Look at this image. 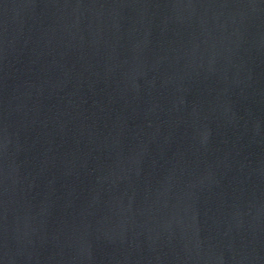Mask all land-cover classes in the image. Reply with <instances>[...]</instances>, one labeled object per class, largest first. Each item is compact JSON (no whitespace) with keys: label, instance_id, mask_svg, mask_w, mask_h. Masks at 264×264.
<instances>
[{"label":"water","instance_id":"95a60500","mask_svg":"<svg viewBox=\"0 0 264 264\" xmlns=\"http://www.w3.org/2000/svg\"><path fill=\"white\" fill-rule=\"evenodd\" d=\"M0 264H264V0H0Z\"/></svg>","mask_w":264,"mask_h":264}]
</instances>
